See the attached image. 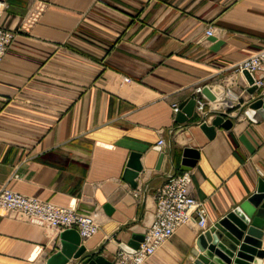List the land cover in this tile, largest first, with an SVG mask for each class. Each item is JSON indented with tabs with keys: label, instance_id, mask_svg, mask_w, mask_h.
<instances>
[{
	"label": "crops",
	"instance_id": "crops-1",
	"mask_svg": "<svg viewBox=\"0 0 264 264\" xmlns=\"http://www.w3.org/2000/svg\"><path fill=\"white\" fill-rule=\"evenodd\" d=\"M0 2V25L15 33L0 66V189L92 212L99 231L82 241L87 253L112 260L144 234L156 192L182 172L186 148L199 152L188 171L209 227L257 191L264 109L247 111L264 90L250 93L235 68L264 47V0ZM228 86L240 97L228 111L233 125L208 139L200 124L223 113L217 98ZM198 87L216 97L202 93L203 115ZM190 99L193 116L175 115L173 105ZM133 155L143 170L130 181ZM60 234L0 213V264H48ZM201 234L194 223L181 226L145 264H192Z\"/></svg>",
	"mask_w": 264,
	"mask_h": 264
},
{
	"label": "built area",
	"instance_id": "built-area-1",
	"mask_svg": "<svg viewBox=\"0 0 264 264\" xmlns=\"http://www.w3.org/2000/svg\"><path fill=\"white\" fill-rule=\"evenodd\" d=\"M4 9L5 4L0 2V15ZM211 35H213V31L208 30L206 36ZM14 39V31L0 25V66ZM243 71H247L251 75L253 80L251 87L264 90V47L236 66L235 73L243 74ZM227 83L232 82L227 80ZM202 90V87H198L195 91L197 95L196 109L199 115L205 113L208 105ZM261 100L264 103V95ZM217 102L224 105V111L221 115L225 116L229 114V110L239 106L240 97L228 86L223 96L217 98ZM173 112L175 115L180 112L179 105H173ZM203 122L206 120L201 123ZM158 145L165 146V140L161 139ZM191 183V172L185 171L171 175L158 188L152 220L144 232V240L134 253H128L122 249L118 250L111 260L113 264H145L181 226L194 223L201 233L209 228L206 204L193 195ZM0 213L24 216L57 231V233H62L67 229H76L82 241L95 236L99 231L96 217L90 211H80L75 207L56 205L37 197L14 192L6 187L0 189Z\"/></svg>",
	"mask_w": 264,
	"mask_h": 264
},
{
	"label": "water",
	"instance_id": "water-1",
	"mask_svg": "<svg viewBox=\"0 0 264 264\" xmlns=\"http://www.w3.org/2000/svg\"><path fill=\"white\" fill-rule=\"evenodd\" d=\"M244 77L251 85L253 83L251 75L243 71ZM257 90L252 86L250 93ZM202 93L210 100H215V95L204 88ZM195 101L190 99L180 106L188 118L194 114ZM263 107L261 99L253 103L251 111ZM263 112V111H262ZM264 115V114H263ZM234 117L230 115H219L210 124L203 122L200 124L201 130L208 139L216 135V129L222 127L230 129L233 125ZM199 152L197 149L186 148L183 151L182 172L190 170L195 166ZM139 156H132L129 169L126 171L128 180L138 178L143 167L137 162ZM264 236V181H259L258 189L245 201L235 207L230 213L222 217L215 225L210 226L198 237V249L194 251V261L192 264H258V259L264 257L262 250ZM61 248L50 257L48 264H68L71 259L78 260L74 264H113V262L100 254V251L87 253L78 230L67 229L60 234ZM144 240V234H135L126 244L121 245V249L134 253L139 244Z\"/></svg>",
	"mask_w": 264,
	"mask_h": 264
}]
</instances>
